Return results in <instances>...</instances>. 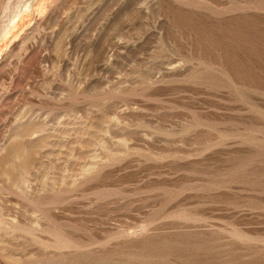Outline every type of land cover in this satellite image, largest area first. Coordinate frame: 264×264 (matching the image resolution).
<instances>
[{
	"label": "rangeland",
	"instance_id": "obj_1",
	"mask_svg": "<svg viewBox=\"0 0 264 264\" xmlns=\"http://www.w3.org/2000/svg\"><path fill=\"white\" fill-rule=\"evenodd\" d=\"M25 4L0 264H264V0H0V36Z\"/></svg>",
	"mask_w": 264,
	"mask_h": 264
},
{
	"label": "bare ground",
	"instance_id": "obj_2",
	"mask_svg": "<svg viewBox=\"0 0 264 264\" xmlns=\"http://www.w3.org/2000/svg\"><path fill=\"white\" fill-rule=\"evenodd\" d=\"M28 4H25L19 11H17L16 13H14L11 18L8 21V24L5 25L6 27L3 30L2 35L0 36V42H2L4 39H6V37L11 33L12 29L15 28L16 26V22L21 20L22 17L24 16V14H26L28 12ZM2 49V46L0 45V51Z\"/></svg>",
	"mask_w": 264,
	"mask_h": 264
}]
</instances>
